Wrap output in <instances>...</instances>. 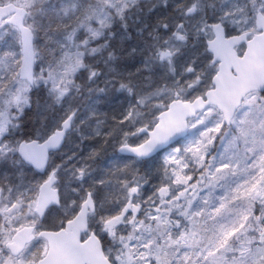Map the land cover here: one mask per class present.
<instances>
[{"label":"rangeland","instance_id":"374dc122","mask_svg":"<svg viewBox=\"0 0 264 264\" xmlns=\"http://www.w3.org/2000/svg\"><path fill=\"white\" fill-rule=\"evenodd\" d=\"M5 1L27 10L28 25L35 17V2L44 1L46 4L50 0ZM139 1H147L148 13L160 10V15L166 14L163 9L168 7V0H67L68 6L63 5L61 14L72 15L79 20L77 37L78 34L92 35L94 28L103 29L110 19H115L117 27L125 33L128 30L126 25L135 27L143 24L138 15L146 4L141 6ZM169 2L173 14L171 20L176 22L177 29L167 41L170 53L162 55L156 64V72L162 76L157 84L166 85L155 94V99L160 98L161 104L174 99L191 101L212 87L210 82L217 65L212 66V57L205 51V40L212 37L211 24L220 23L230 35L249 32L253 36L258 34L254 27L255 14L260 12L264 16V4L259 0H208L203 9L194 1L191 4L188 0ZM182 17L195 25L193 34L182 29L179 21ZM160 28L168 31L166 25ZM7 34L11 38L10 44L0 55V184L2 180L6 183L5 188L0 186V264L13 263L4 251V245L12 234L22 226L36 224L33 207L41 183L38 176L29 174L18 157L19 144L1 136L8 120L18 119L26 108L29 90L28 85L18 79L20 46L17 31L4 23L0 27V43ZM69 40V45H61L65 53L59 63L64 70H60L57 77L46 70L48 59L43 57L35 42L34 82L47 90L44 104L54 102L60 85L65 86L71 72L82 67V51L75 42L77 38L70 37ZM236 51L243 54L244 46ZM94 75L92 72L89 79ZM118 85L127 93L132 91L126 82ZM92 93L89 91L87 95ZM53 111L51 109L48 114ZM151 112L155 113L152 120L138 124L136 131L143 126L151 130L163 110L154 111L152 108ZM86 118H76L64 148L52 156L55 162L48 170L49 173L56 172V188L61 193L62 206L47 214L41 224L43 228V224L58 227L64 215L74 212L87 192L83 193L84 182H103L101 191L103 188L112 194L109 201L107 198L103 200L102 196L103 203L99 205L96 216L89 220V225L99 229L101 224L110 225L122 201L117 199L113 202L115 197L122 196L121 182L124 177L133 175L136 178L137 174L158 189L161 205L156 206V213L145 215V224L130 222L132 228L124 233V240L118 248L104 251L112 264H264V91L262 94L251 93L243 100L229 128L223 126L221 113L209 107L189 122V133L185 139L152 160H119L115 156L109 160L108 167L91 171H88L90 164L86 165L83 155L86 148L79 150L76 147L82 137L81 123ZM47 119L42 122L48 124ZM131 138L141 143L146 136L139 137L135 133ZM103 172L107 175V183ZM167 202V209L162 210L161 206ZM123 206L128 209L126 203ZM123 206L120 205L119 211ZM104 227L111 232L116 225ZM111 238L110 234L107 243ZM25 250L14 260L17 264H36L35 253H40L39 259L46 253L44 243L39 240Z\"/></svg>","mask_w":264,"mask_h":264},{"label":"trees","instance_id":"16d2710c","mask_svg":"<svg viewBox=\"0 0 264 264\" xmlns=\"http://www.w3.org/2000/svg\"><path fill=\"white\" fill-rule=\"evenodd\" d=\"M192 1L198 3V7L203 9L208 0H188L189 4ZM5 2L0 0V4ZM138 4L141 6L146 4L142 7L143 12L138 15V19L143 22L142 25L135 27L131 24L126 25L128 30L122 33L117 27L116 20L110 19L103 29L94 28L92 35L78 34L77 37L79 20L72 15L61 14L63 5L68 6L67 0L56 2L50 0L46 4L44 1L41 3L36 1L33 7L34 12L36 11L33 14L35 17L28 24L37 37L38 50L42 52L45 59H48L45 64L48 73L57 77L60 70H64L59 63L62 54L65 53V50H61V45H69L70 37L77 38L75 42L77 41L79 50L82 51L80 54L82 67L71 72L70 80L67 84L65 83V86L60 85L63 90H58L56 100L49 102V105L42 103L47 99L45 95L47 90L42 89V84L29 89L26 108L18 119L8 120L1 136L4 139L9 137L17 144L33 140L41 141L57 130L64 118L70 115H74L75 120L79 116L82 119L88 117L84 123H81L82 137L76 144L79 150L86 148L83 155L86 158V165L90 164L88 171L102 166L108 167L109 160L115 158L116 150L121 144L135 143L137 139L133 140L131 136L135 134L138 124H146L147 119L152 120L155 116V113L151 112L152 108L154 111H162L168 104L167 102L161 104L160 98L155 99L156 92L166 87L162 83L157 84L162 76L156 72V64L159 63L162 55L170 53L167 41L170 34L177 29L176 22L173 23L171 20L173 14L169 0L168 7L163 9L166 12L165 15H160V10L148 13L147 1H139ZM179 13V15L182 14ZM179 21L183 30L191 31L190 33L193 34L195 25H191L190 19L182 17ZM161 25L168 26V31H162ZM208 25L207 23V29ZM154 30L156 32H153ZM190 36L193 37V35ZM5 38L0 43V55L4 54L5 47L10 44V35H5ZM91 72H94L95 76L89 82ZM120 82L130 84L132 91L127 93L121 90L118 85ZM89 91L93 93L87 95ZM171 98L173 100V97ZM51 109L54 111L49 115ZM40 111L42 112L38 115ZM44 118H48V124L42 122ZM47 131H49L48 134H46ZM54 158H51V165L55 162ZM27 171L30 175H35L33 171L29 169ZM102 176L107 183V175L105 176L103 172ZM136 178L137 184H135ZM136 178L133 175L124 177L121 182L122 196L113 199L114 203L117 199L122 201L119 202L118 210L115 215L113 214L114 218L110 222L111 226L116 225V228L111 231V241L107 243L104 240L102 244L106 251L119 247V243L124 240V233L130 227L132 228L130 222L134 224L140 221L145 224V215L156 213V206L161 205L158 189L154 188L151 181L143 180V177L137 174ZM103 185V182L100 184L84 182L83 193L88 189L94 192L95 200L100 205L104 199L112 197V194L103 188L101 191ZM105 185L110 188V185ZM102 196L104 198L100 201L99 197L102 198ZM124 203L128 205L126 210ZM120 205L124 207L122 211H119ZM167 206L168 202L161 206L162 210L167 209ZM69 217L67 214L61 220L65 222ZM119 224L120 227H117Z\"/></svg>","mask_w":264,"mask_h":264},{"label":"water","instance_id":"95a60500","mask_svg":"<svg viewBox=\"0 0 264 264\" xmlns=\"http://www.w3.org/2000/svg\"><path fill=\"white\" fill-rule=\"evenodd\" d=\"M261 2L264 3V0ZM26 16V11L14 4L0 6V24L8 19L7 24L15 27L19 33L22 60L19 80L28 82L33 87L34 37L30 29L24 26ZM256 16L255 28L262 33L249 42L246 39L249 33L225 39V30L219 24L213 25V39L206 42V51L212 55L211 63H219L218 71L211 80L213 89L192 102L173 101L166 111L156 117L157 124L151 132L141 129L140 134H147L142 145L121 146L117 154L140 160L152 158L156 153L184 139L188 133V121L209 106L221 112L224 126L229 127L242 100L253 91L262 93L264 90V17L260 14ZM243 43L246 51L239 58L234 48ZM72 120L73 117H68L62 121L60 130H56L41 144L37 141L20 143L17 148L20 160L43 176L49 154L61 149L66 134L72 129ZM56 182L52 174L38 189L34 212L40 222L49 208L60 205L58 192L53 189ZM90 213H94V202L88 194L76 217L67 221L64 228L56 232L38 233L36 238L46 241L48 250L37 264H111L104 256L103 248L95 235L90 234L89 239L84 243L80 242L81 235L88 230L87 219ZM34 231L35 227H23L12 236L11 243L6 245L12 257L19 256L26 245L34 242Z\"/></svg>","mask_w":264,"mask_h":264},{"label":"flooded vegetation","instance_id":"af4514ba","mask_svg":"<svg viewBox=\"0 0 264 264\" xmlns=\"http://www.w3.org/2000/svg\"><path fill=\"white\" fill-rule=\"evenodd\" d=\"M4 184H5V186H6V183H4V181L2 180L0 186L3 187V188H5ZM99 228H100V227H96V228L93 227V230H92V231H95L96 234H97L98 232H100V231H98ZM102 233H103V235H104V234L107 235V237L104 235V239H107V238L110 237V230H108V231L106 232V231L103 229ZM97 235H99V234H97ZM85 239H86V236L82 238V241H84ZM5 253H6L7 255H9L6 251H5ZM10 264H12V263L10 262Z\"/></svg>","mask_w":264,"mask_h":264}]
</instances>
